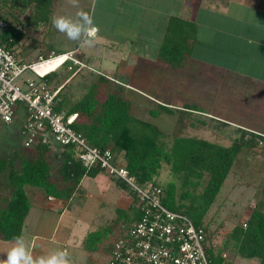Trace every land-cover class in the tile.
Instances as JSON below:
<instances>
[{
  "label": "trees",
  "instance_id": "1",
  "mask_svg": "<svg viewBox=\"0 0 264 264\" xmlns=\"http://www.w3.org/2000/svg\"><path fill=\"white\" fill-rule=\"evenodd\" d=\"M61 1L0 0V18L9 23V29L3 36L4 45L14 52L15 46L26 37L19 26L37 27L49 22L52 25V17L56 16ZM197 28L192 20L171 16L158 62L173 70L192 68L193 71L190 63ZM52 29H55L53 25ZM49 48L55 56L67 53L55 50L51 45ZM82 55L78 50L76 56L82 59ZM72 65L79 66L73 60H68L62 68ZM59 71L47 75V78L57 81ZM192 71L190 73L194 76ZM129 88L123 78L98 73L86 92L73 102L60 91L55 108L58 112L65 111L66 116L77 114L72 123L74 130L84 135L91 145L111 150L117 162V156L121 155L130 175L139 183L152 182L161 186L163 203L171 210L189 215L198 227L204 229L210 245L204 219L229 174L241 165L242 160H248L245 161V168H248L249 176L258 179L255 185L259 186L257 190L260 196L243 224L235 226L230 240L241 256L259 258L260 264H264V134L240 125L236 127L237 135L231 137L230 145L195 136H177L169 141V136L153 121L135 117L134 101L128 95L131 93ZM177 112L192 119V126L202 124L209 127L212 124L218 130L229 125L225 120L206 116L208 110L193 101H185L181 107L163 101L155 109H150V115L154 118L162 113L173 115ZM21 129L22 132L23 123ZM22 135L21 148L14 150L9 157L0 154V239L6 241L22 237L31 209L27 186L41 190L47 197L68 201L82 191V181L86 177H96L101 173L117 177L100 164L85 165L78 158L75 145H61L50 138L48 142L40 141L35 146L26 147L23 132ZM252 155L258 158L255 164L251 161ZM53 156L60 160L58 168L54 165ZM164 165L169 167L172 179L161 184L158 177ZM260 176H263L261 180ZM119 178L117 180L124 183V189L131 190L133 199L127 209H117V217L108 225L107 231L95 230L85 237L83 246L89 252L102 251L110 255L112 238L120 223L135 221L140 216L137 207L139 196ZM206 248L213 264H226L222 251H215L213 245Z\"/></svg>",
  "mask_w": 264,
  "mask_h": 264
},
{
  "label": "rangeland",
  "instance_id": "2",
  "mask_svg": "<svg viewBox=\"0 0 264 264\" xmlns=\"http://www.w3.org/2000/svg\"><path fill=\"white\" fill-rule=\"evenodd\" d=\"M81 1L84 3H81ZM87 1L79 0L80 8L85 12ZM92 1L88 6H90ZM96 1H98L99 6L102 4V9H106V4L103 0ZM57 11L56 16L64 15L75 18L77 9L71 7L67 0H62L59 3ZM87 12L89 13V11ZM106 14L109 15V12H106ZM245 15L249 16L246 13ZM22 17L25 18V16ZM24 31L26 37L15 46L14 52L19 59L26 63L36 61L38 56H43L44 58L49 57L52 54V50L49 48L50 45L54 47L53 49L62 51H66L68 48L75 46L72 40H69L64 34L58 32L56 29L53 30L50 22L48 24H38L37 27L33 25L29 28L25 27ZM77 42L75 41V43ZM79 46L86 50L84 47H87V44L82 45L81 43ZM103 46L106 49L100 61H95L92 65L88 61L89 64L85 62L84 66L75 62L79 65L78 67L74 65L69 67L65 66L59 71L57 81L52 80L53 84H58L61 93L67 94L72 102L79 99L86 92L88 86L97 79L98 73L106 74L109 77L115 76L116 78L120 77V73L124 71L125 73L121 75V78L131 81L132 87L142 91H131L128 94L134 101L133 110L135 117L142 120H149L150 122L153 121L154 124L158 125L169 136V141L177 136H195L222 143L223 145L231 144V137L237 135L236 127L240 119H222L227 121L229 125L216 130L212 127V124H209V127L202 124L196 126L190 125L192 119H188L186 114H182V112H177L176 115L163 113L161 117L159 116L156 119L150 115V109H155L158 105V102L153 100L154 98L157 99L160 97L162 100L174 103H179V99L196 102L195 92L205 97V101L202 103L209 106V108L204 106L206 110L214 111V109H218L213 106L211 98L213 94H219V85L216 86L210 83L211 80H218L217 76L210 75L208 78L210 81L205 84L202 83L204 86H209L208 89L204 90L201 87L202 84L200 81L197 84L195 83L196 80H193L196 76L195 61H199L196 57L198 54L194 53L191 56L192 62L190 66L193 67V71L192 68L173 70L166 67L165 69L169 70L170 73L165 76L164 73L166 72L158 66L162 65L161 63L158 65L151 63L149 67L144 66L143 69L148 68V72L150 71V67L154 66L151 73H154L153 82L155 86L149 83L147 84L150 86H147L145 83L149 79L152 80V77L149 78L147 75H142L138 78L132 77L130 75V67H122V72L120 69L117 70L116 65L125 57L124 55L122 56L124 51H126L124 46L119 49H114L115 46L112 49V45L110 44ZM225 61L228 62L227 60ZM135 64H137V61H135ZM191 71L194 76L190 73ZM25 77L34 78L35 75L29 70L25 73ZM236 82L238 83L234 84L235 90L231 92L230 101H226L229 104L228 111L230 109L231 111L238 109L240 108L239 106H249L250 104L246 101L249 97L245 99L243 96L244 91H242L243 89L241 87L242 80H237ZM128 84L130 83L128 82ZM213 86L214 88H212ZM178 96L182 97L180 98ZM252 105L258 106L255 108L256 117H244L246 118L244 122L247 121L248 126L264 128V101L252 102ZM260 105L262 107H259ZM205 115L212 117V115H208L207 113ZM240 115L242 116L239 113L238 117ZM22 119H24V116L16 118L11 123L0 122V154L5 157H9L14 150L22 147ZM255 157L257 156L252 155L251 157V161L254 164L256 163V159H258ZM117 159L119 164H124V158L121 155L117 156ZM53 160L55 167L58 168L60 160L55 156H53ZM245 161L248 160H242L241 165L235 167L229 174L217 199L204 219V223L209 231L210 243L214 246L215 251L220 250L224 253L227 261L226 264H260L259 258H246L237 253L235 246L232 244L233 242L230 240L231 232L235 226L243 224L252 212L260 196L257 190L259 186L257 187L255 185L258 179H255L253 175H248L249 171L248 168H245L247 165ZM262 177L260 176L259 180ZM117 179L118 177L111 178L106 173H101L96 177L84 178L82 181L84 193L65 208L64 214L61 217L59 216V212L56 211L35 210V207L32 209L37 193H41L42 191L35 187L27 186L26 190L30 196L31 209L25 220V224L26 222L31 223L27 228L28 234L32 235L35 232H39L38 237H36L37 239L34 241L33 246L35 249L31 252L32 255L34 257L46 256L53 251L63 249L68 251L72 264H108L110 255L107 252H89L84 248L83 240L92 231H107L108 225L112 224L117 217V209L119 207L125 209L132 201L133 195L130 194L131 190L124 189V183L118 182ZM171 179L172 176L169 167L164 165L162 174L158 177V180L161 184H165ZM33 223H35V226H33ZM122 223H120L119 227ZM115 238L116 234L112 239ZM4 241L7 242L5 244L8 247L14 246V241Z\"/></svg>",
  "mask_w": 264,
  "mask_h": 264
},
{
  "label": "crops",
  "instance_id": "3",
  "mask_svg": "<svg viewBox=\"0 0 264 264\" xmlns=\"http://www.w3.org/2000/svg\"><path fill=\"white\" fill-rule=\"evenodd\" d=\"M90 2L91 0H88L86 3V12L89 11L94 25L99 29L98 39L92 46H85L86 50L80 48L81 42L72 41L75 46L68 48L66 52L76 51L77 54L79 50L83 58H78L92 65L104 56L106 48L103 45L110 44L112 49L114 46V49L124 46L126 51L122 56L125 57L122 60L119 59L116 65L117 70L130 67L132 77L147 75L149 78L152 77V80L149 79L145 84L155 86L154 73H151L154 66L150 67L149 72L148 68L143 69V67H149L151 63L159 64L158 55L169 19L171 16H181L192 20L198 27L193 54H198L196 57L199 60L195 61L196 76L193 80H196L195 83L200 81L201 84H205L210 81L208 79L210 75H216L218 80H211L210 83L219 85L220 90L218 95L213 94L211 98L213 106L218 109L208 110L207 114L217 119H240L237 126L241 125L264 134V128L248 126L247 121L244 122L247 117L256 115L255 108L258 106L252 105V102L264 101V0H103L106 9H102V4L99 6L96 0L88 6ZM81 3L84 2L81 1ZM106 12H109V15ZM158 66L166 72L165 76L170 73L164 65ZM123 73L125 72L120 74L123 75ZM121 75L117 78L122 80ZM237 80H242L243 96L245 99L249 97L246 101L250 104L239 106L241 110L238 108L228 111L229 104L226 101H230V95L235 90L234 84L238 83ZM126 82L130 83L131 91L142 92L132 87L131 81L126 80ZM149 84L147 86H150ZM201 87L203 90L209 88L203 84ZM195 93L196 103L206 106L202 103L205 97L198 92ZM153 100L158 103L164 101L179 107L187 101L179 99V103H174L162 100L160 97ZM206 107L209 108V106ZM239 113L242 114L241 118L238 117ZM162 115L163 113L160 117ZM83 193L82 189L67 201L47 197L43 192H38L32 209L35 207V210L56 211L61 217L65 208ZM29 225L31 223L28 222L24 225L22 238L29 250L33 252L34 241L39 232L28 234ZM5 243L7 242L0 239V259H6L7 251L13 247H8Z\"/></svg>",
  "mask_w": 264,
  "mask_h": 264
},
{
  "label": "built area",
  "instance_id": "4",
  "mask_svg": "<svg viewBox=\"0 0 264 264\" xmlns=\"http://www.w3.org/2000/svg\"><path fill=\"white\" fill-rule=\"evenodd\" d=\"M8 29L9 23L0 18V122L11 123L23 115L26 147L48 142L50 138L61 145H75L77 156L85 165L100 164L123 179L139 196L140 216L118 228L108 264H213L204 229L189 215L168 208L162 201L161 186L139 183L124 164L116 161L111 150L91 145L74 130L72 123L77 114L66 116L65 111L56 110L61 89L47 78L52 71L41 74L36 69V65L54 57V53L51 58L41 56L39 61H22L4 45L3 36ZM19 30L24 31L23 26ZM73 54L66 53L70 58ZM29 70L34 78L25 77Z\"/></svg>",
  "mask_w": 264,
  "mask_h": 264
},
{
  "label": "clouds",
  "instance_id": "5",
  "mask_svg": "<svg viewBox=\"0 0 264 264\" xmlns=\"http://www.w3.org/2000/svg\"><path fill=\"white\" fill-rule=\"evenodd\" d=\"M67 2L71 7L77 9L76 17L53 16L51 21L53 27L58 32L64 34L69 40L81 42L82 45L87 44L92 46L97 41L99 32V29L94 25L92 15L80 8L79 0H67ZM75 59L82 64L76 62ZM68 60H73L74 63L76 62L79 65H85L82 60L76 57L75 51L73 58L68 57L62 65L53 69L51 73L59 71ZM0 264H72V261L68 251L63 249L53 251L46 256L34 257L23 238L17 236L14 239V246L7 251L6 259H0Z\"/></svg>",
  "mask_w": 264,
  "mask_h": 264
},
{
  "label": "bare ground",
  "instance_id": "6",
  "mask_svg": "<svg viewBox=\"0 0 264 264\" xmlns=\"http://www.w3.org/2000/svg\"><path fill=\"white\" fill-rule=\"evenodd\" d=\"M67 58L68 56L66 54L57 56L56 58L49 59L45 62L36 65V69L37 71H39V73L45 74L49 71H52L56 67L62 65Z\"/></svg>",
  "mask_w": 264,
  "mask_h": 264
}]
</instances>
